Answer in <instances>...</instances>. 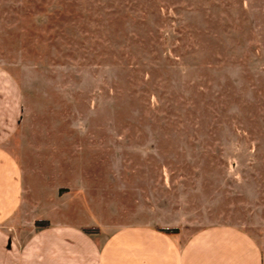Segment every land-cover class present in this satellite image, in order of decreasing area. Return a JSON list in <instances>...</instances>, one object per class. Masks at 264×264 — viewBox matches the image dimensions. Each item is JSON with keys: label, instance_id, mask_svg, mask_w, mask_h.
I'll return each mask as SVG.
<instances>
[{"label": "rangeland", "instance_id": "374dc122", "mask_svg": "<svg viewBox=\"0 0 264 264\" xmlns=\"http://www.w3.org/2000/svg\"><path fill=\"white\" fill-rule=\"evenodd\" d=\"M0 64L23 163L77 151L62 221L235 225L264 264V0H0Z\"/></svg>", "mask_w": 264, "mask_h": 264}, {"label": "crops", "instance_id": "0c3cea01", "mask_svg": "<svg viewBox=\"0 0 264 264\" xmlns=\"http://www.w3.org/2000/svg\"><path fill=\"white\" fill-rule=\"evenodd\" d=\"M22 116L21 85L0 64V264H263L259 245L235 225L212 224L184 237L179 225L133 223L104 233L98 224L86 232L92 225L62 221L61 206L80 194L77 151L66 159L55 149L42 164L32 157L24 164ZM41 204L55 207V217L28 218ZM37 219L48 224L38 226ZM172 226L177 231L160 229Z\"/></svg>", "mask_w": 264, "mask_h": 264}, {"label": "trees", "instance_id": "16d2710c", "mask_svg": "<svg viewBox=\"0 0 264 264\" xmlns=\"http://www.w3.org/2000/svg\"><path fill=\"white\" fill-rule=\"evenodd\" d=\"M35 224L38 226H42V225H47L48 221L46 219H37L35 220ZM83 229L86 232H96L99 230L98 226H88V227H83ZM161 230L166 231V232H175L177 231V227H160Z\"/></svg>", "mask_w": 264, "mask_h": 264}]
</instances>
